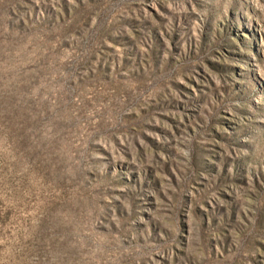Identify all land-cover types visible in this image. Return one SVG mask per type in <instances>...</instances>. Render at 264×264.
<instances>
[{
    "label": "rangeland",
    "instance_id": "374dc122",
    "mask_svg": "<svg viewBox=\"0 0 264 264\" xmlns=\"http://www.w3.org/2000/svg\"><path fill=\"white\" fill-rule=\"evenodd\" d=\"M0 264H264V0H0Z\"/></svg>",
    "mask_w": 264,
    "mask_h": 264
}]
</instances>
